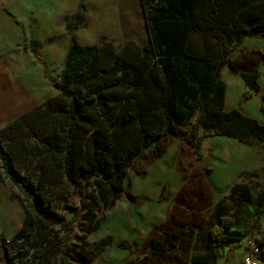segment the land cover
<instances>
[{
  "label": "trees",
  "instance_id": "obj_1",
  "mask_svg": "<svg viewBox=\"0 0 264 264\" xmlns=\"http://www.w3.org/2000/svg\"><path fill=\"white\" fill-rule=\"evenodd\" d=\"M139 5L147 45L131 39L120 45L73 41L54 82L57 95L0 129V181L7 179L18 190L25 210L18 231L10 239L0 235V264H91L111 244L108 235L95 243L85 240L93 232V212L73 234L76 209L63 204L66 186L61 180L74 186L80 203L97 202L105 210L121 198L134 159L163 139L184 138L197 160L207 137L264 144V122L236 108L224 109L221 78L226 66L259 92L252 55L264 61V53L255 49L233 60L227 57L245 37L264 40V0H139ZM206 38L214 43L211 50ZM106 91L112 94L104 96ZM261 99L264 112V95ZM93 105H99L101 119L92 127L88 112ZM201 168L209 172L203 164ZM176 182L177 176L167 180L162 195L176 188ZM89 185L99 200L86 192ZM63 208L73 211L70 218ZM202 210L199 222L168 219L151 237L146 253L125 264H219L227 247L258 231L264 188L242 173L221 198L203 202ZM46 221L66 228L60 233L47 228ZM191 230L196 233L185 256L181 248ZM117 246L132 252L125 241Z\"/></svg>",
  "mask_w": 264,
  "mask_h": 264
},
{
  "label": "rangeland",
  "instance_id": "obj_2",
  "mask_svg": "<svg viewBox=\"0 0 264 264\" xmlns=\"http://www.w3.org/2000/svg\"><path fill=\"white\" fill-rule=\"evenodd\" d=\"M28 1L30 3L29 18L32 33L37 35L43 30L52 28L59 30L62 27H67V25L73 28L76 25L74 15L79 0ZM21 2L22 0L19 4ZM83 2V20L86 26L83 28V22L78 23L77 31L83 30L82 32H84L87 27L94 23L99 34L105 33L107 41L112 39L111 41L116 45L122 44L123 40L128 38L134 39L139 45L148 43L138 0H83ZM46 33L48 32L46 31ZM36 35H33L32 38V50H34L32 54L35 60L31 62V65L40 63L38 59L40 56L37 53L40 41ZM63 38L67 37L52 33L48 35L46 42L49 45H55ZM205 40H207V47L211 50L214 45L212 39L206 38ZM92 42L94 41H90L89 44ZM251 44L256 47H264L262 39L252 36L246 37L245 45ZM239 53L238 47L232 50L227 58L233 60ZM62 65V59H58L52 65L44 64L41 69H43V74L46 77L45 87L37 86L34 87L33 91L27 89L26 93L29 95L34 94V92L47 91V94L40 101L41 103L57 95L58 90L54 86V82L59 81ZM222 71L226 81V75L231 73L226 66ZM250 91V89L242 91V95L236 98L234 102L243 108L252 94ZM110 94L112 92H104V96ZM58 101L65 102V99L59 98ZM258 108L259 114L264 120V112L261 106L259 105ZM88 115L93 122L92 127L95 126L98 119H101L99 105H93ZM4 126L5 122H0V129ZM29 140L32 139L29 138ZM1 141L4 146L8 145V140L5 137H1ZM199 151L202 156L201 160L195 158L192 149L182 137H169L145 149L128 167L122 196L110 209L104 210L100 206L97 207V202L96 207L91 202L83 205L79 201V196L73 193L75 191L74 186L68 185L64 180L60 181V184L66 186L63 204L72 205L76 209L73 234L78 233V224L83 217L87 213L93 212L96 220L90 225L93 232L85 240L95 243L103 236L111 237L110 248L101 254L94 264H123V261L127 259L126 257L141 258L147 251L151 237L161 232L168 219L199 222L200 218H204L202 203L215 202L221 198L228 192L233 183L239 181L242 173L249 174L257 182L260 190L264 188V144L244 143L232 137L215 136L202 140ZM201 164L209 168L207 174H204ZM21 173L25 174L24 170H21ZM0 174H3L2 171ZM174 176H177V182L174 184L176 188L172 187L163 196L164 183ZM3 183L7 188L9 197L12 196L10 199L20 203L18 190L11 188L7 179H4ZM86 192L99 200L96 189L92 185L86 188ZM61 212L67 218H70L73 213V211L64 210V208L61 209ZM46 226L47 228L53 226V229L59 230L60 233L66 228L64 223L51 225L49 221H46ZM130 232L134 234L131 235ZM195 233L196 230H191L190 235L184 241L182 251L180 250L181 253L185 251V256L190 254ZM122 241L131 247L132 253L121 256L123 252L117 248L116 244ZM259 242L264 246V237H261ZM71 244L74 245L73 239ZM223 261L220 259L219 264H222ZM187 262H189L188 259ZM182 263L183 261H176L170 264Z\"/></svg>",
  "mask_w": 264,
  "mask_h": 264
},
{
  "label": "crops",
  "instance_id": "obj_3",
  "mask_svg": "<svg viewBox=\"0 0 264 264\" xmlns=\"http://www.w3.org/2000/svg\"><path fill=\"white\" fill-rule=\"evenodd\" d=\"M20 1L21 0H0V122H5V124L15 119L20 114L46 101L45 100L42 103L40 102L44 98L45 94H47V91L41 93L34 92V94L31 93L28 95L26 90L29 89L33 91L34 87L37 86L45 87L46 77L44 76L43 69L41 68L44 64H54L58 59H62L63 68L68 50L73 41L82 46L98 44L101 42L113 43V41H111L112 39L107 41V35L105 33H102L101 35L99 34L97 26L94 23L87 27L84 32H82L83 30L81 32L77 31L78 23L83 22V28L86 26V23L83 20V0H79L77 10L74 15L76 25L73 28H70V25H67V27H62L59 30H56L55 28L46 30L48 33L43 30L37 35L31 31V22L29 18L30 3L28 0H22L19 4ZM81 4H83L82 9H80ZM52 33H57L60 34L61 37L66 36L67 38H63L55 45H49L46 42V39L48 35ZM33 35H36L40 41V47L37 51L40 56L38 57L40 63L31 65V62L35 60L34 55L32 54V52L34 53V50H32ZM128 39L137 43V41L132 38ZM245 39L246 37L240 45L241 48L239 47V54L251 52L255 49L264 53L263 46L256 47L254 44L246 46ZM43 40L45 41L42 42ZM126 40H123V42ZM90 41L94 42L89 44ZM262 41L264 40L262 39ZM252 58L257 60L255 67L258 73L257 82L259 85V92L255 93L251 90L250 92L252 94L248 99V102L243 106V108L240 107L236 102H234V100L242 95V91L249 90V88L245 85L243 79L238 73L230 71L231 74L226 75L225 81L223 78V71L221 70V78L225 81L224 109L231 110L236 108L242 114L247 116L250 115L260 123H263L264 120L259 114L258 106L262 105L261 97L264 95V61L258 54H253ZM24 217L25 210L23 205L16 203L13 199H10L7 188L5 187L3 181H0V235L2 234L6 239H10L21 227ZM130 233L131 235L134 234H132V232ZM259 236L260 239L261 237H264V230L259 232ZM243 244L244 242H241L240 244L236 243L235 245L227 247L224 250V261L222 264H242ZM261 246L262 259H264V246L262 243ZM109 248L110 245L107 246L101 254L106 252ZM117 248L123 252L121 253V256L129 253L125 249H121L118 246ZM101 254H99L91 264L96 263ZM126 258L127 259L123 261V264L130 259V257Z\"/></svg>",
  "mask_w": 264,
  "mask_h": 264
},
{
  "label": "built area",
  "instance_id": "obj_4",
  "mask_svg": "<svg viewBox=\"0 0 264 264\" xmlns=\"http://www.w3.org/2000/svg\"><path fill=\"white\" fill-rule=\"evenodd\" d=\"M263 229L264 220H262L258 231L244 241L242 264H264V259H262V246L259 243V232Z\"/></svg>",
  "mask_w": 264,
  "mask_h": 264
}]
</instances>
